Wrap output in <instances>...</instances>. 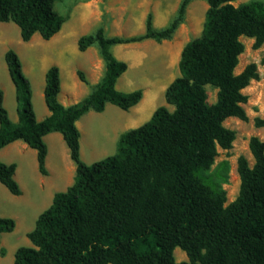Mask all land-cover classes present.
<instances>
[{
  "label": "trees",
  "instance_id": "16d2710c",
  "mask_svg": "<svg viewBox=\"0 0 264 264\" xmlns=\"http://www.w3.org/2000/svg\"><path fill=\"white\" fill-rule=\"evenodd\" d=\"M58 0H0V22H12L29 42L38 33L52 39L67 21L54 10ZM193 0H181L175 17L163 29L148 14L145 33L108 37L103 27L78 39L80 52L97 45L105 73L79 103L64 106L58 96L61 73L56 65L45 73L44 100L50 116L38 121L31 83L18 54L10 49L5 61L15 87L18 122L12 123L0 89V151L16 141L36 151L38 170L47 176L45 137L60 133L76 167L73 184L54 195L51 205L27 234L31 247H19L13 264H264V142L252 137L254 158L238 159V197L228 205L224 185L229 163L217 165L218 150H230L236 132L228 118L248 121L243 91L258 79L257 66L235 74L245 47L241 37L264 44V6L236 0H204L208 4L201 35L182 49L176 77L165 90L167 104L150 120L122 133L114 155L87 165L81 158L78 121L89 112L103 113L108 104L129 111L144 91L122 92L117 82L129 69L112 52L116 45L152 39L172 40ZM79 80L88 84L82 71ZM217 90L208 101L207 87ZM255 126L264 129V119ZM17 165L0 161V183L15 196L22 189ZM16 222L0 217V238ZM179 248L188 261L177 262Z\"/></svg>",
  "mask_w": 264,
  "mask_h": 264
},
{
  "label": "rangeland",
  "instance_id": "374dc122",
  "mask_svg": "<svg viewBox=\"0 0 264 264\" xmlns=\"http://www.w3.org/2000/svg\"><path fill=\"white\" fill-rule=\"evenodd\" d=\"M181 0H58L54 10L67 17L60 32L50 40H44L36 33L29 42L21 38L20 29L12 22H0V89L5 96V108L12 123L18 120L15 87L11 81L5 53L14 50L22 63V68L31 83L32 103L37 119L48 111L44 100L45 73L53 65L61 71L62 85L70 93L72 100L79 103L87 90L98 83V77L104 75L105 65L100 56L97 45L85 52L78 49V39L83 35L94 32L99 27L105 29L108 37H132L145 33V21L148 14L153 16V26L156 29L165 28L175 17ZM256 2L264 6V0H236L232 4ZM208 4L204 0H193L186 11L185 20L174 34L172 40L161 43L148 39L140 43L116 45L112 47L113 54H122L130 69L119 78L120 86L128 89L122 92H132L142 89L145 98L143 107L150 112L158 107H167L173 111V106L165 100V90L168 85L179 76V59L184 46L198 38L203 30ZM245 50L239 58L235 74H240L248 65L257 66L258 79L251 81L243 91L248 97L244 109L248 121L228 118L224 126L236 132V139L230 150H218L215 165L221 161L229 163L228 183L224 185L227 192V202H233L239 195L240 177L237 171L238 159L243 156L249 165H254V158L249 149L252 137L264 142V129L255 126L257 118L264 119V44L255 49L254 39L241 37ZM144 56V58H142ZM127 57V58H126ZM119 59V58H118ZM127 59V60H126ZM121 60V59H120ZM103 65V71L102 66ZM78 71L85 74L88 84L82 83L77 76ZM77 71V72H76ZM118 80V81H119ZM208 101L216 102L217 90L208 86ZM128 111H123L115 105H109L105 112L86 114L80 119L81 158L87 165L115 154L117 139L120 133L130 128L124 118ZM48 147V177L40 174L37 165L36 151L27 147L22 150L9 151V160L19 164L20 169L16 181L22 188V195H12L0 183V215L11 216L16 219V228L12 233L3 234L0 240V264H13L15 245L31 247L27 238L28 231L35 227L39 215L46 210L51 202H41V198L48 193L51 199L57 192L66 189L65 177L70 170H76L69 150L60 133L46 136ZM24 145L23 142H18ZM72 179L75 173L71 172ZM15 234V235H12ZM12 237L13 246L7 248L2 245L8 236ZM177 262L188 261L181 249L174 252Z\"/></svg>",
  "mask_w": 264,
  "mask_h": 264
},
{
  "label": "crops",
  "instance_id": "0c3cea01",
  "mask_svg": "<svg viewBox=\"0 0 264 264\" xmlns=\"http://www.w3.org/2000/svg\"><path fill=\"white\" fill-rule=\"evenodd\" d=\"M117 55V58H119V60L121 59H124L125 60V57L122 55V54H116ZM127 58V57H126ZM142 58H144V56L142 57ZM127 60V59H126ZM123 61V60H122ZM105 65V64H104ZM57 66V65H56ZM101 66H102V71H103V65H102V63H101ZM129 66V65H128ZM129 69H130V66H129ZM78 70H81V69H77V71ZM76 71V72H77ZM83 71V70H82ZM60 73H61V71H60ZM105 73V72H104ZM103 77V75L101 74V76L100 77H98V79H99V81L101 80V78ZM98 81V82H99ZM120 83H121V80H119L118 82H117V89L119 90V91H127L128 89H126V88H122V86H120ZM87 85V84H86ZM90 90H87L86 92H85V94L86 95H84L85 97H87L89 94H90ZM70 93H68L67 91H65V89H64V86L62 85V80H61V91H60V93H59V96H58V99H59V101H60V103H62L64 106H66V107H68V106H71V105H74V104H76L77 103V100H72L70 97ZM85 97H83V99L85 98ZM143 98H145V94H144V97ZM4 103H5V96H4ZM109 105H112V104H108L107 106H106V109H107V107L109 106ZM4 106H5V104H4ZM47 107V106H46ZM48 109V108H47ZM105 109V110H106ZM157 109V108H156ZM155 109V110H156ZM154 110V111H155ZM154 111H148L146 108H145V106L143 107V104H142V101L138 104V105H136L135 107H133V108H131L129 111H128V113L127 114H125L126 115V117L124 118V121H125V124L127 125V127H129L130 129H135V128H137V127H140L141 125H143L144 123H146V122H148L149 120H150V118L152 117V115H153V113H154ZM93 111H91V112H89L88 114H90V113H92ZM105 112V111H104ZM96 113V112H95ZM18 115V114H17ZM50 116V111L48 110V111H45V114L43 115V117L42 118H40V119H37L38 121H43L44 119H46L47 117H49ZM85 116V115H84ZM37 118V117H36ZM80 121V120H79ZM78 121V123H77V126H78V128L80 127V122ZM17 122H18V120H17ZM129 129V130H130ZM124 133V132H123ZM122 133H120L119 135H118V139H119V137H120V135H121ZM63 138V137H62ZM45 139H46V137H45ZM117 139V140H118ZM19 141H16V142H14V143H11L10 145H8V146H6V147H4L3 149H1V151H0V161L1 162H3V163H5V164H13L14 162H12V161H10L9 160V156H8V153H9V151L10 150H12V149H17L18 147H19V149H22V150H26L27 149V145L24 143V145H21V144H19L18 143ZM20 142H22V141H20ZM46 142V141H45ZM118 142V141H117ZM48 156V155H47ZM95 162H97V161H95ZM95 162H93V163H95ZM93 163H91V164H93ZM16 164V163H15ZM17 165V169H16V173H15V179H16V176H17V174H18V171H19V169H20V166H19V164H16ZM38 165V164H37ZM46 166H47V170H48V175L46 176V177H48L49 176V174H50V170H49V167H48V161H46ZM74 172L75 173V175H76V170H74V169H72V170H70L69 171V173L67 174V176L65 177V179L67 180V187H66V189H65V191L68 189V187H70L72 184H73V182H74V179H72V177H71V172ZM21 187V186H20ZM22 189V188H21ZM65 191H63V192H65ZM58 193V192H57ZM56 194V193H55ZM54 194V195H55ZM54 197V196H53ZM48 198H49V202H51V200L53 199H51V197H50V194H48V193H46L44 196H43V198H41V202L43 203V202H46V201H48ZM52 203V202H51ZM0 217L1 218H12V219H16V218H14V217H11V216H6V215H0ZM33 230V229H32ZM31 230V231H32ZM31 231H28V233L29 232H31ZM12 235H15V234H12ZM12 235H10V236H8L9 238H7V240H5V242L2 244V245H4V247H8V246H13L12 244H14V243H12V240H13V238L12 237H14V236H12ZM3 238V236H1V238H0V240ZM17 246L18 245H15L14 246V248H15V252H16V250L18 249L17 248Z\"/></svg>",
  "mask_w": 264,
  "mask_h": 264
}]
</instances>
